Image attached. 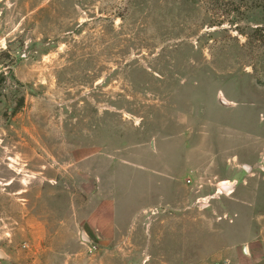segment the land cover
<instances>
[{
    "label": "rangeland",
    "instance_id": "obj_1",
    "mask_svg": "<svg viewBox=\"0 0 264 264\" xmlns=\"http://www.w3.org/2000/svg\"><path fill=\"white\" fill-rule=\"evenodd\" d=\"M235 3L226 14L229 0H0V250L30 245L29 223L53 234L102 185L109 196L156 140L177 136L164 129L179 97L245 134L207 133L195 155L200 168L234 164L252 194L264 175V0ZM220 189L202 190L210 199L192 206L197 222L236 223V193ZM259 195L264 216V185ZM249 201L245 245L255 239ZM180 231L153 232L151 264H197L209 251V238ZM213 251L199 264H256L218 262L224 248Z\"/></svg>",
    "mask_w": 264,
    "mask_h": 264
},
{
    "label": "crops",
    "instance_id": "obj_2",
    "mask_svg": "<svg viewBox=\"0 0 264 264\" xmlns=\"http://www.w3.org/2000/svg\"><path fill=\"white\" fill-rule=\"evenodd\" d=\"M184 84L189 86L190 81ZM178 100V116L164 129L165 132L178 131L177 136L156 140V155L149 152L144 164L130 163L127 176L123 180L115 179L109 196L106 197L103 185L100 186L98 192L93 193L92 205L72 210L71 217L62 222L53 234L50 235V230L44 227L36 229L33 223H29L30 245H25L24 249L16 248V253L12 255L0 250V264H151L153 259L149 245L153 241L152 234L154 232L159 240L167 227L173 231L181 230V234L182 231L195 229V238L210 239L209 251L203 254L200 250L203 255L197 264L213 257L216 246L224 248L222 255L215 257L220 258L218 262L233 263L232 254H235L240 261L253 256L254 263L264 264V216L257 214L260 206L258 194L264 185V175L254 181L251 194L249 187L246 189L247 185L243 187V173H239L234 164L230 165L232 167L226 163L213 168H200L202 163L195 155L207 133L217 135L222 132L221 129H232L240 132L242 142L245 134L237 125L224 119L223 114L213 120L215 123L211 122V118H206L208 113L203 107L200 111L196 110L194 99L193 102L187 97H179ZM243 167L246 172L252 170L248 165ZM220 173H227L229 177H220ZM228 182L232 184L224 185L232 186L229 191L223 188L224 185L221 187V183ZM86 186L90 188L91 184ZM214 186L221 188L219 194L221 190L224 191L222 194L229 196L236 193L241 211L238 208L234 214L235 224L214 226L196 221V211L192 206L196 199L208 202L210 198L207 199L202 190ZM92 188L95 189L94 186ZM218 196L217 193L213 198ZM246 197L252 203L249 201L253 208L252 231L255 239L245 245L241 237L244 226L239 222L246 217ZM206 209L202 208L203 211ZM232 215L228 213V217ZM234 227L237 229L235 237L232 235ZM218 231H221V237L215 235ZM143 237L145 242H141ZM49 247L57 248L58 254H50Z\"/></svg>",
    "mask_w": 264,
    "mask_h": 264
},
{
    "label": "trees",
    "instance_id": "obj_3",
    "mask_svg": "<svg viewBox=\"0 0 264 264\" xmlns=\"http://www.w3.org/2000/svg\"><path fill=\"white\" fill-rule=\"evenodd\" d=\"M219 1V0H218ZM230 2H233V6H234V9L232 10V11H229V12H226V14H228V13H232V12H235V8H237V3H235V0H229ZM257 32H259L260 34H263V36H264V30H259V31H257Z\"/></svg>",
    "mask_w": 264,
    "mask_h": 264
},
{
    "label": "bare ground",
    "instance_id": "obj_4",
    "mask_svg": "<svg viewBox=\"0 0 264 264\" xmlns=\"http://www.w3.org/2000/svg\"><path fill=\"white\" fill-rule=\"evenodd\" d=\"M231 187H232L231 185H224L223 188H224L225 190L229 191V189H231ZM221 193H222V191H220V194H221Z\"/></svg>",
    "mask_w": 264,
    "mask_h": 264
}]
</instances>
